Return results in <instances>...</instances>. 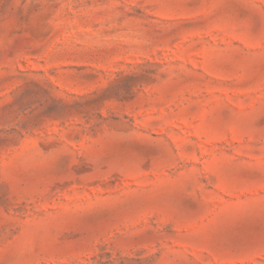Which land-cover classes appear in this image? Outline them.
I'll return each mask as SVG.
<instances>
[{
	"label": "rangeland",
	"instance_id": "1",
	"mask_svg": "<svg viewBox=\"0 0 264 264\" xmlns=\"http://www.w3.org/2000/svg\"><path fill=\"white\" fill-rule=\"evenodd\" d=\"M0 264H264V0H0Z\"/></svg>",
	"mask_w": 264,
	"mask_h": 264
}]
</instances>
